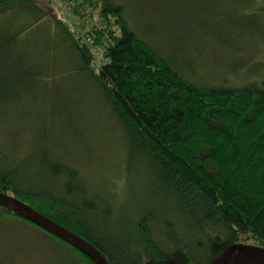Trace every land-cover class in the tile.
Instances as JSON below:
<instances>
[{
	"label": "trees",
	"instance_id": "1",
	"mask_svg": "<svg viewBox=\"0 0 264 264\" xmlns=\"http://www.w3.org/2000/svg\"><path fill=\"white\" fill-rule=\"evenodd\" d=\"M28 8L37 25L45 17L54 22L80 69L102 87L128 136L127 174L138 170L135 161L147 166L175 215L132 212L134 235L124 250L96 229L86 211L100 202L69 164L62 170L78 179L70 197L22 183L20 168L0 154V191L83 236L111 264H210L236 243L264 249V81L214 86L184 77L171 57L129 26L118 0H0V14ZM104 202L112 213L113 201ZM9 215L41 227L0 204V220ZM43 229L76 252V264H97Z\"/></svg>",
	"mask_w": 264,
	"mask_h": 264
},
{
	"label": "rangeland",
	"instance_id": "2",
	"mask_svg": "<svg viewBox=\"0 0 264 264\" xmlns=\"http://www.w3.org/2000/svg\"><path fill=\"white\" fill-rule=\"evenodd\" d=\"M118 2L125 5L129 26L171 57L184 77L214 86L264 81V0ZM29 9L0 14V154L20 168L22 183L69 197L78 179L72 181L62 166L78 169L100 202L87 214L125 250L134 235L132 212L156 209L173 217L171 200L152 182L147 166L135 161L138 170L127 174L128 136L102 87L80 69L54 22L45 17L37 25ZM104 200H112L116 210L106 211ZM6 217L0 220V264H76V252L60 239ZM254 245L236 243L229 251L235 257L210 264H264V249Z\"/></svg>",
	"mask_w": 264,
	"mask_h": 264
},
{
	"label": "water",
	"instance_id": "3",
	"mask_svg": "<svg viewBox=\"0 0 264 264\" xmlns=\"http://www.w3.org/2000/svg\"><path fill=\"white\" fill-rule=\"evenodd\" d=\"M0 204L9 207L10 209L37 223L46 230L75 245L77 248L89 255L97 264H111L102 251L89 240L70 230L59 222L53 220L51 217L32 207L25 201L9 193L0 191ZM259 249L262 251V248ZM230 255L232 256L233 254H229V256L225 255L218 260H225L226 257H230L232 259Z\"/></svg>",
	"mask_w": 264,
	"mask_h": 264
}]
</instances>
